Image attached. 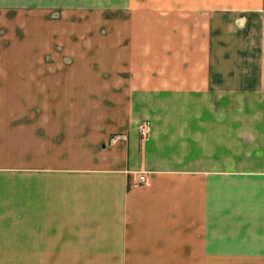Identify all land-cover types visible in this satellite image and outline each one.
Wrapping results in <instances>:
<instances>
[{
	"label": "crops",
	"instance_id": "obj_1",
	"mask_svg": "<svg viewBox=\"0 0 264 264\" xmlns=\"http://www.w3.org/2000/svg\"><path fill=\"white\" fill-rule=\"evenodd\" d=\"M157 1L0 59V261H264V0Z\"/></svg>",
	"mask_w": 264,
	"mask_h": 264
},
{
	"label": "rangeland",
	"instance_id": "obj_2",
	"mask_svg": "<svg viewBox=\"0 0 264 264\" xmlns=\"http://www.w3.org/2000/svg\"><path fill=\"white\" fill-rule=\"evenodd\" d=\"M143 1V0H142ZM141 0H0V59H14L16 44L28 48L40 29L102 28L149 29L158 33L159 3ZM156 1V2H155ZM143 31V30H142ZM108 33V32H103ZM57 47L56 49H58ZM257 53L256 60L264 63ZM262 63V64H263ZM32 261H0V264H31ZM39 261H35L36 264ZM45 261H41L43 264ZM55 264H113V261H54ZM119 262V261H118ZM254 264H264L255 261Z\"/></svg>",
	"mask_w": 264,
	"mask_h": 264
},
{
	"label": "built area",
	"instance_id": "obj_3",
	"mask_svg": "<svg viewBox=\"0 0 264 264\" xmlns=\"http://www.w3.org/2000/svg\"><path fill=\"white\" fill-rule=\"evenodd\" d=\"M137 131L140 134L141 138H146L150 132V126L147 122H142L137 126ZM125 137L123 134H115L109 139L110 144L116 143L119 139ZM138 182L147 183L148 179L145 173H141L138 177Z\"/></svg>",
	"mask_w": 264,
	"mask_h": 264
}]
</instances>
